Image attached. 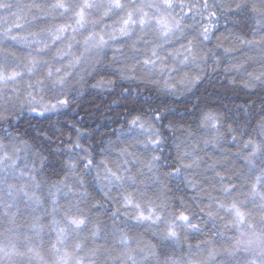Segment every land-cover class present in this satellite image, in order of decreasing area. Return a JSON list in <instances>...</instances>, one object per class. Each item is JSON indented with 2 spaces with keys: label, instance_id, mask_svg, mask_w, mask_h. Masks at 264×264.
<instances>
[{
  "label": "clouds",
  "instance_id": "obj_1",
  "mask_svg": "<svg viewBox=\"0 0 264 264\" xmlns=\"http://www.w3.org/2000/svg\"><path fill=\"white\" fill-rule=\"evenodd\" d=\"M0 264H264V0H0Z\"/></svg>",
  "mask_w": 264,
  "mask_h": 264
}]
</instances>
